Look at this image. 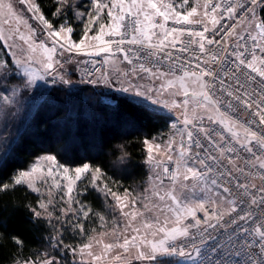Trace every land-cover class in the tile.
Here are the masks:
<instances>
[{
    "label": "snow or ice",
    "instance_id": "6c2138e0",
    "mask_svg": "<svg viewBox=\"0 0 264 264\" xmlns=\"http://www.w3.org/2000/svg\"><path fill=\"white\" fill-rule=\"evenodd\" d=\"M56 3L58 20L54 25L35 0H0V25L8 26L7 35L0 27V39L23 42L18 45L22 55L15 64L6 61L0 65V75L19 78L21 88L13 92L14 98L21 90L35 89L42 95L41 89L49 77L54 86L49 95H73L71 80L60 71L64 65L56 58L57 45L61 55L108 53L115 57L120 53L130 66L116 69V84L121 85L118 90L129 93L123 103L138 106L146 113L149 106L180 109L182 126L178 128L173 123L175 132L163 143L151 137L142 140L146 162L156 174L142 195L129 189L122 195L113 192L105 182L111 177L102 166L58 164L54 154L42 156L29 169H20L14 165L22 148L20 130H16L11 141L0 132V193L26 186L37 194L35 206L24 205L34 221L51 224L53 218L59 221L71 212L77 218L73 227L81 234L85 232L82 221L90 215L98 217L101 228L108 220L79 199H75L78 207H72L76 183L88 177L83 193L78 195L86 194L87 185L110 195L114 200L110 208L119 211L126 222L121 225L115 222L118 218H113L111 232L116 239L96 240L102 248L99 254L92 251V235L78 249L71 248L74 254L81 255V264H86V251L94 262L108 264H177L173 257L179 258V264H264V0H195V6L186 11L178 8H184L189 0H180L179 5L165 0H92L87 11L74 6L72 0ZM18 5L23 8L18 10ZM105 10L106 23L101 21ZM20 11L32 13L44 25L52 47L37 41L36 30ZM156 17H162L163 23H155ZM169 20L174 24L200 25V30L167 28ZM232 20L235 24L230 26L227 21ZM75 21H80L83 30L78 42L72 39ZM22 23L27 34L21 32ZM94 27L96 32L89 35ZM157 28L162 35L154 31ZM209 32L212 35H207ZM185 33L198 38L188 42L196 44L198 52L193 51L181 63V57L174 56V52H189L181 39ZM124 45L130 47L126 49ZM38 50L42 58L36 57ZM33 64H39V69ZM177 69L181 74H177ZM101 79L109 88L116 86L108 76ZM174 96L184 99L177 103ZM3 100L7 104L15 102L8 96ZM156 111L152 109L153 113ZM118 147L116 163L129 164L130 152L124 144ZM165 159L173 164L172 169L165 165ZM56 176L67 182L60 197L67 207L58 209L59 216H54L57 209L51 197V187L61 189ZM45 177L53 180L52 186L45 189L47 200L40 199L37 187L38 181L48 183ZM8 239L18 250L24 247L19 236ZM61 246L71 247L62 240L54 245ZM61 260L59 253H40L19 260L13 257V264H61Z\"/></svg>",
    "mask_w": 264,
    "mask_h": 264
},
{
    "label": "trees",
    "instance_id": "16d2710c",
    "mask_svg": "<svg viewBox=\"0 0 264 264\" xmlns=\"http://www.w3.org/2000/svg\"><path fill=\"white\" fill-rule=\"evenodd\" d=\"M47 19L55 23L58 17L56 0H36ZM72 16V13H67ZM76 26V21L74 23ZM78 37V35H74ZM12 83L17 82L13 79ZM54 86L26 94L23 109L18 114L11 113L5 136L11 141L20 130L23 137L22 148L18 152L14 165L27 169L39 156L54 154L59 164L71 167L82 163H91L105 168L108 177L105 182L113 192L122 194L125 189L135 194L144 192L149 178L146 162V149L142 144L145 137L157 138L166 134L173 122L171 116L159 112L138 110L123 103L126 96L105 93L91 85L84 84L72 89V96L63 94L49 95ZM65 91L68 87L65 86ZM108 94L112 103L105 100ZM162 117V118H161ZM124 144L131 155L127 165L116 163ZM7 175V174H5ZM117 181V183H113ZM93 212H100L107 218L117 216L108 213L106 198L96 189L88 188L82 197ZM37 195L26 188L18 186L14 191L0 193V264H13V257L22 259L33 257L44 251H53V228L42 220L34 221L25 204L35 206ZM85 232L100 230L98 217L90 215L85 221ZM16 235L24 241V247L17 249L8 237ZM63 243L73 242L69 232L60 234ZM62 264H71L67 259Z\"/></svg>",
    "mask_w": 264,
    "mask_h": 264
},
{
    "label": "rangeland",
    "instance_id": "374dc122",
    "mask_svg": "<svg viewBox=\"0 0 264 264\" xmlns=\"http://www.w3.org/2000/svg\"><path fill=\"white\" fill-rule=\"evenodd\" d=\"M35 2H36V0H35ZM105 2H107V0H105ZM165 2L166 3H172L174 5L180 4V0H165ZM201 2H203V0H201ZM72 3L74 6L79 7L80 10L87 11V10H90V8H91L92 0H72ZM193 6H195V0H189L188 5L184 6V8H178V10L186 11L187 9H190ZM17 7L19 10V9L23 8V5H18ZM20 15L24 18V20L27 22V24L31 25V27L36 30V39L38 42L42 41L48 47L53 46L52 39L47 37V35H46L47 29H45L44 25L39 20L33 18L32 13H29L26 11H20ZM197 18L198 17H195L194 19H197ZM101 21H103L105 23L107 22V10H105L104 14L101 16ZM76 24L78 26H76L75 24L73 25L76 30L72 34V39L78 42L79 39L81 38L82 34H83V30H82V27L80 26V21H76ZM0 27L4 28L5 33L7 35L8 26L7 25H0ZM19 27L21 28L22 33H24V34L28 33V29H27V27H25V25L23 23L20 24ZM96 30L97 29L94 27L92 32L89 33V35L94 34L96 32ZM75 34L78 35V37H74ZM109 38L110 37H107V39H109ZM22 43L23 42H21L19 39H16L15 41H13L12 39H0V65H2L6 61H12L13 65H14L15 60L22 55V53L20 52V49L18 47V45H22ZM35 55L37 58H42L39 50L37 51V53ZM90 57L91 56L81 55V54H77L75 52H72V53L64 52L61 55V50L59 49V47L57 45L56 58L59 59L61 61V63H63V65H64L63 68L60 69V71L65 74L66 78L71 80L72 89H76V88H78L84 84H88V83L83 82V81L95 80V81H97L96 84H88V85H91L100 91H104L105 93H115V94L123 95V96L127 97L129 95V93H123V92L119 91L118 89L121 85L116 84V77L119 75V72L116 69L119 68L121 70H126L130 67L126 62L123 61V57L120 54H117L115 57H112L108 53H102V54L98 55V58L102 59L101 68L98 71H95L93 73H89V72L84 71V67L87 64V63H84V61H88ZM106 61H108V62L106 63ZM32 67L36 68L38 70L40 66H39V64H33ZM11 76H12V74H9L8 76L0 75V108L3 109V111L0 112V132H4V135L7 136V138L9 137V135H6V131H4V130H5V128L7 129V125L9 124V122L11 120V116L7 115V114L12 113V115H13V112L15 110H16L17 114L20 111H22L23 103L27 99V98H25L26 94L33 93L36 91L35 89H33V90H21L20 95L14 98L13 92L16 89L21 88V85H20L19 78H17L16 84L12 83V81L10 80ZM103 76L110 77L112 79L113 83L116 84V86L112 87V88L107 87L101 79V77H103ZM38 83L44 84V82H38ZM157 84H159V81H157ZM52 86L53 85L51 84V78L49 77L47 84H45V87L42 88L41 90L48 89ZM4 96H8L10 100H14L15 102L13 104L5 103L3 100ZM105 96H108V94H106ZM172 99H175L177 101V103H180V102H182L184 97L174 96V97H172ZM147 104H148V102H146V105ZM148 108H150V109L155 108L157 110L156 112L171 116L173 119L172 124L175 123L178 128L182 126L180 123V121L182 119L180 109H171V108L165 109L159 105L158 106H149ZM174 132H175V129H173L171 127V129L166 134L159 136L157 138H154V139L163 143ZM44 155H46V154H44ZM44 155L39 156L27 169H29L34 163L39 161L40 158ZM164 163L168 167L173 166V164L168 162L166 159H165ZM148 169H149V178H148L147 186L145 189L149 188L152 185L153 181H155V179H156V174L153 172V169L150 165H148ZM44 179H46L48 181V183L45 185V184H41L38 181L37 187L40 188V192H41L40 199L47 200L48 194L46 193L45 189L52 186L53 180H52V178H48V177H45ZM55 179L60 182L61 189L57 190L54 187H51V197L53 200V204L55 205V208L57 209V211L54 213V216H59V215H61V213L58 211V209L61 207H67V204H65L63 201L60 200V197L64 195L65 185L67 182L62 180L60 178V176H56ZM87 179H88V177L86 176L81 181H78L75 185V189L72 193V197L74 198L73 203H72V207H74V208L78 207V205L75 204V199H79L82 203H85V202H83V199H82L83 195H85V194L78 195V193H83V189H84L85 182ZM97 183H99V181ZM165 183H168V181L165 180ZM88 188H92V187L90 185H87V189ZM98 192H100V191H98ZM101 194L107 200V205H108V210H109L108 213H109L112 211V209L110 208V205H112L114 203V200L112 199V197L110 195L106 196L103 193H101ZM142 194H145V193L142 192V193L136 194V195H142ZM137 207H139V205H137ZM115 212L117 214V216H115V217L118 218V219H116L115 222L118 224H121V225L123 223H125L126 218L120 217L119 211H115ZM149 215H151V214L149 213ZM106 219L108 220V223L103 228H101L100 230H95V232H91L89 234H87V232H84L83 234H81L79 232V229H75L73 227V225L77 222V218L74 217L71 212L68 213L67 216L63 217L59 221L56 220L55 218H53L50 225L53 228V236H52L53 238L51 240L52 241L51 245L54 249H53V251H44L42 253H49L52 255H56L57 253H59V256L62 257L61 264L64 262L63 260H65V259L69 260L71 262V264H81V255L79 254V252L74 254L71 251V248L78 249L80 245L87 242V238L89 235H92L94 237L92 251L94 253H97V254H99L102 251V248H101V246L96 245V243H95L96 240L103 239L104 242H112L114 239H116L115 234H113L111 232V229L113 227V218H107L106 217ZM161 219H163L162 215H161ZM85 221L86 220H83L82 222L85 223ZM187 222L191 223V221H187ZM136 223H138V221ZM169 226L171 227V225H169ZM65 232L71 233V235H73V239H75L70 244L63 243L64 245H68L71 247L61 246L60 248H55L54 245H56L57 241L60 240V237H59L60 234L65 233ZM101 232H106L107 235L101 237L99 235ZM148 238L150 240L153 239V237H151V236H149ZM155 239H157V240L160 239V236L159 235L156 236ZM171 259L173 261H176L177 264H179V259L174 258V257ZM83 260L86 262V264H108L107 261L94 262L91 257L87 256V251L83 255ZM113 264H115V262H113ZM131 264H143V262L132 261Z\"/></svg>",
    "mask_w": 264,
    "mask_h": 264
},
{
    "label": "built area",
    "instance_id": "2783aa9c",
    "mask_svg": "<svg viewBox=\"0 0 264 264\" xmlns=\"http://www.w3.org/2000/svg\"><path fill=\"white\" fill-rule=\"evenodd\" d=\"M218 2V0H217ZM240 15H243V13L241 12ZM155 23H163V18L161 17H157L155 19ZM227 23L231 26L232 24H235V20H232V21H227ZM166 27L167 28H172V27H176V28H181V29H191V30H194V31H198L200 30V25H184V24H174L172 20H169L168 23L166 24ZM154 31L159 35H162L160 33V30L157 28V29H154ZM239 31V29H238ZM207 35H212L211 32H209ZM217 39H220V36L217 35L216 37ZM109 39H112L111 37ZM155 39V38H154ZM181 39L184 41V45L183 46H186L189 48V52L187 53H180V52H174V56H179L181 57V63H183L184 59H187L191 56V53L193 51H197L198 52V49H197V45L196 44H189L188 42L190 40H196L198 39L197 37H189L187 35V33H185V35L183 37H181ZM251 43V42H249ZM181 45H177V47H180ZM124 47L127 49L128 47H130L129 45H124ZM113 48L115 49L116 48V45L114 44L113 45ZM168 50H172V49H168ZM117 54H120V53H117ZM122 56V54H120ZM96 56V57H95ZM123 57V56H122ZM193 63H195V61H193ZM102 66V59L101 58H98V55H94V56H91L88 60V63L86 64V66L84 67V71L85 72H89V73H93L95 71H98ZM177 74H181L180 70L177 69ZM105 100L109 103H112V98L109 97V96H106L105 97ZM170 169L173 168V166H170L169 167ZM198 215L202 216L203 214L202 213H198ZM174 258H177V257H174ZM179 259V258H177Z\"/></svg>",
    "mask_w": 264,
    "mask_h": 264
}]
</instances>
